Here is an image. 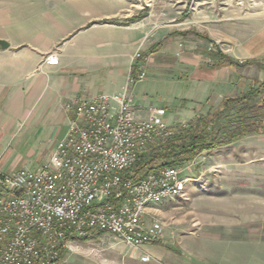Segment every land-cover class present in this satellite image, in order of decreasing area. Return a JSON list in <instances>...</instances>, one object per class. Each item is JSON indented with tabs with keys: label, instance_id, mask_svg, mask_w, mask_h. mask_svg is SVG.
<instances>
[{
	"label": "crops",
	"instance_id": "crops-1",
	"mask_svg": "<svg viewBox=\"0 0 264 264\" xmlns=\"http://www.w3.org/2000/svg\"><path fill=\"white\" fill-rule=\"evenodd\" d=\"M147 18L127 0H0V40L8 44L0 45L4 172L46 164L68 133L67 104L121 92L139 74L138 50L147 78L129 91L144 113L156 109L171 128L245 92L238 69L213 67L210 49L198 52L186 33L165 32ZM51 53L56 66L45 63Z\"/></svg>",
	"mask_w": 264,
	"mask_h": 264
},
{
	"label": "built area",
	"instance_id": "built-area-1",
	"mask_svg": "<svg viewBox=\"0 0 264 264\" xmlns=\"http://www.w3.org/2000/svg\"><path fill=\"white\" fill-rule=\"evenodd\" d=\"M145 61L138 50L139 74L121 92L67 104L73 111L68 133L39 170L0 168V264H57L77 238L99 232L134 248L161 240V224L147 221L148 209L184 197L190 179L172 166L142 178L132 172L150 144L174 134L129 91L147 78ZM45 63L56 66L59 58L51 53Z\"/></svg>",
	"mask_w": 264,
	"mask_h": 264
},
{
	"label": "rangeland",
	"instance_id": "rangeland-1",
	"mask_svg": "<svg viewBox=\"0 0 264 264\" xmlns=\"http://www.w3.org/2000/svg\"><path fill=\"white\" fill-rule=\"evenodd\" d=\"M130 1L134 14H148L165 32L181 30L198 52L217 49L264 66V0ZM235 72L245 92L260 88L256 81L264 83L256 63ZM161 146L150 144L141 159ZM178 168L190 179L184 197L148 209L147 221L161 224L159 242L134 248L103 234L73 242L57 264H264V134L204 151ZM144 254L147 263L141 261Z\"/></svg>",
	"mask_w": 264,
	"mask_h": 264
},
{
	"label": "trees",
	"instance_id": "trees-1",
	"mask_svg": "<svg viewBox=\"0 0 264 264\" xmlns=\"http://www.w3.org/2000/svg\"><path fill=\"white\" fill-rule=\"evenodd\" d=\"M202 37L212 41L208 36ZM215 50L210 53L214 59L213 67L226 65L230 68L243 69L246 65L256 63L264 70L261 62L241 63ZM258 84L260 88L256 89L252 85L247 92L225 98L219 108L206 116H199L185 125L175 127V133L161 142L162 146L158 150L148 158L146 156L140 158L135 165V167L138 165L135 174L142 178L158 168L182 166L204 151L216 150L254 134H264V83L256 81L255 85ZM103 234L105 233L99 232L90 239L77 238L76 241L87 242Z\"/></svg>",
	"mask_w": 264,
	"mask_h": 264
},
{
	"label": "water",
	"instance_id": "water-1",
	"mask_svg": "<svg viewBox=\"0 0 264 264\" xmlns=\"http://www.w3.org/2000/svg\"><path fill=\"white\" fill-rule=\"evenodd\" d=\"M0 45L7 48L8 47V44L2 40H0Z\"/></svg>",
	"mask_w": 264,
	"mask_h": 264
}]
</instances>
